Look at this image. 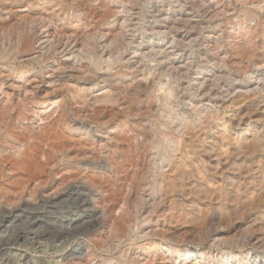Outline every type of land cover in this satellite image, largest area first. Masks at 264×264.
<instances>
[{
	"label": "rangeland",
	"instance_id": "374dc122",
	"mask_svg": "<svg viewBox=\"0 0 264 264\" xmlns=\"http://www.w3.org/2000/svg\"><path fill=\"white\" fill-rule=\"evenodd\" d=\"M89 41L96 71L71 56ZM19 66L33 90L23 104L6 81L0 139L32 159L0 163V233L31 264L106 262L94 240L115 222L149 234L127 264L168 263L159 244L177 264H264V0H0V71Z\"/></svg>",
	"mask_w": 264,
	"mask_h": 264
},
{
	"label": "bare ground",
	"instance_id": "6f19581e",
	"mask_svg": "<svg viewBox=\"0 0 264 264\" xmlns=\"http://www.w3.org/2000/svg\"><path fill=\"white\" fill-rule=\"evenodd\" d=\"M215 10V9H214ZM213 14V13H212ZM183 20V19H182ZM44 29V28H43ZM155 29V28H154ZM42 30V28H41ZM30 31V30H29ZM48 34V33H47ZM50 34V33H49ZM48 39V38H47ZM88 40V39H87ZM49 41V40H48ZM73 44L74 41H72ZM41 46V45H40ZM65 45H63L64 47ZM70 46V44L68 43L67 41V45L65 47V50L68 49V47ZM53 46H51L49 48L48 51L51 50ZM87 48V50L84 52L83 54V51H78V53L75 51L73 53H71V56H74L75 59H76V63L81 61V59H86L88 58L92 64V67H93V71H96L98 69L101 68V65H102V60H103V56H100L99 54H97L95 52V50L93 49L92 50V43L89 42H86V46L85 48ZM67 48V49H66ZM23 50L26 52V53H29L30 52V48L28 46H26L25 48H23ZM23 51V52H24ZM43 51V50H42ZM53 51H57L56 49L53 50ZM71 51V50H69ZM110 51V50H109ZM111 52V51H110ZM19 53H22L21 51H19ZM47 52H43V54H46ZM104 53V52H103ZM35 54H27V56H34ZM110 55V54H108ZM10 56H12V53L11 54H7L6 56V60H9L10 59ZM40 56V55H39ZM36 57L34 58L33 60L34 61H41L43 58L41 57ZM70 56V57H71ZM43 57V56H42ZM112 55H110V60L111 62L113 61L112 60ZM210 60V59H209ZM18 58H13V64L15 65H18ZM43 61V60H42ZM220 63V62H219ZM22 65V64H20ZM111 64L110 63H107V66L109 67ZM60 72V71H59ZM49 73V72H48ZM0 96L1 98L4 96V92H3V87L7 84V82H11V85L14 87V88H18L19 90L21 89L20 92V95H24L25 98L23 99V104H27L28 103V95L32 92L33 90V86H34V83H31V82H28L26 79H28V77H30L33 73L29 72L28 70H25L22 66H19V67H16L15 71H9L7 70V68H3L2 71H0ZM19 74V78H17V75ZM41 78H42V74L40 75ZM76 77V74H74V71H70V73L67 75L66 73H58V77ZM48 78V77H47ZM22 80H25L23 82V84L21 86H19L18 84H16V82H19V81H22ZM28 82V83H27ZM106 82V81H105ZM51 83V82H50ZM71 83V82H70ZM35 88V87H34ZM227 91V90H226ZM210 92V90H209ZM74 94V93H73ZM75 95V94H74ZM237 99V98H236ZM44 103V102H43ZM40 107V106H39ZM55 107V106H54ZM54 107L52 106H48L46 103L43 104L42 106V110L39 112L40 114H42L43 116H46L47 118H50L54 113H51L52 109H54ZM128 109V108H127ZM127 111V110H126ZM251 111V110H250ZM29 112V111H28ZM3 128L0 127V132ZM152 142V141H151ZM0 143H1V146L0 147V163L3 162V161H12L14 160L15 156L18 154V153H21V155L23 156H28L29 157V160H31L32 158L30 157L29 153L28 152H20V149L21 147H14L12 144L4 141V140H1L0 139ZM154 149V148H153ZM173 149V148H172ZM32 155V154H31ZM27 158V157H26ZM183 173V172H182ZM147 174V173H146ZM145 175V174H144ZM0 176H4V174L2 173ZM172 177H174L172 175ZM145 179V178H144ZM140 182V181H139ZM139 184V183H138ZM146 184V183H145ZM140 186V185H139ZM148 186V185H147ZM177 189V183L174 181L173 184H171L170 186V191L169 192H177L176 191ZM154 195V194H153ZM134 202V201H133ZM126 203V202H125ZM137 203V202H136ZM196 203V202H195ZM152 207V206H151ZM156 209V208H155ZM13 211V210H12ZM149 211V210H148ZM8 212V211H7ZM14 213V212H13ZM13 213H9L10 215H7V217L4 218V220H2V222L0 223V229L2 227H6V223H9V222H12V219L15 217V214ZM150 213V212H149ZM153 213V212H152ZM95 214V213H94ZM100 214V213H98ZM97 214V215H98ZM122 214L123 216H129L131 214V211H130V206L128 204V202L126 203V205L122 208ZM122 216V215H121ZM147 217V216H146ZM189 217V216H188ZM122 218V217H121ZM107 217L106 219L104 220L103 218V222L102 224H99V226H97L95 228V232L96 233H99V234H102V231H105L103 230L104 229V226L106 221H107ZM197 219V218H196ZM105 221V222H104ZM123 221V220H122ZM120 222V221H119ZM4 223V224H3ZM108 223V222H107ZM118 223V222H117ZM115 222L111 224V227H110V230L108 231V240L105 241L104 244H102L103 242H98L96 240H94V245L96 246H99V244H101V246L99 247L100 249H104L108 254H112V257H110L109 259L106 258V262L104 261L103 263L100 262V263H96V264H127V254L125 251L122 250V247L124 246V244H129V245H134V243H136V241H138L139 239H141L142 237L143 238H146V237H149V234H145L143 236H139L138 232L136 233V230H135V227H133L132 225H127L125 226L124 224H117ZM109 227V226H108ZM140 230V229H139ZM144 230V229H143ZM165 231V230H164ZM68 232V231H67ZM144 232V231H143ZM2 233V232H1ZM1 233H0V252H5L9 249H13V257H12V262L14 264H29L30 263V260H29V253L22 249L20 246H18L16 242H12V241H6V240H3V236H1ZM65 231H63V233L61 234L64 235ZM107 233V232H106ZM165 233V232H164ZM181 233V232H180ZM19 235V234H18ZM107 235V234H106ZM43 236H48L47 234H43ZM26 235L23 233L22 235L20 234L19 237H17V239H25ZM167 237V236H166ZM96 238V237H95ZM164 238V237H163ZM94 239V238H92ZM98 239V238H96ZM104 239V238H103ZM106 239V238H105ZM151 239V238H150ZM100 240V239H99ZM12 242V243H11ZM160 246H165L166 249H164V251H161L162 253V256L161 258L164 259L165 257L169 258L168 260V263H165V264H177V262L175 263L172 259H173V255H174V252H175V249L172 247V246H168L167 244H159ZM159 245L155 242V241H152V240H149V252L150 253H153L155 252V249L157 247H159ZM39 249L42 248V246H39L38 247ZM98 248V247H97ZM129 249V248H128ZM90 250V249H89ZM156 253V252H155ZM83 255V254H82ZM161 255V254H160ZM109 256V255H108ZM148 256V255H147ZM227 256V255H226ZM98 257H95V252H86L85 255H83L82 257H78V264H94V260L97 259ZM11 259V257H10ZM101 259V258H100ZM104 260V259H103ZM222 260V259H221ZM161 261V260H160ZM11 262V261H10ZM158 262V261H157ZM129 263V262H128ZM7 264H10V263H7ZM31 264V263H30ZM186 264V263H184ZM219 264V263H217ZM221 264H231V261L228 260V257L226 259L223 260V263ZM247 264H262V262L260 260H254V261H247Z\"/></svg>",
	"mask_w": 264,
	"mask_h": 264
}]
</instances>
